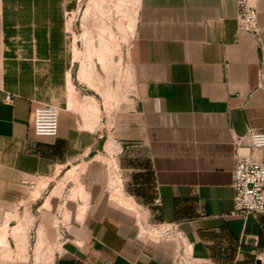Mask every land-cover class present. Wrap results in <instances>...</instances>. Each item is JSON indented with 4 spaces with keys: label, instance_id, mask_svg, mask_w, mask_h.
Segmentation results:
<instances>
[{
    "label": "crops",
    "instance_id": "1",
    "mask_svg": "<svg viewBox=\"0 0 264 264\" xmlns=\"http://www.w3.org/2000/svg\"><path fill=\"white\" fill-rule=\"evenodd\" d=\"M76 2L0 0V264L34 259L20 214L33 196L52 207L35 183L46 190L82 165L92 201L70 211L52 264H171L180 248L194 264H264V213L232 214L234 138L264 131L258 43L239 28L236 0H138L129 50L137 101L115 122L121 177L111 179L133 207L111 203L98 122L74 102L67 17ZM257 6L264 45V0ZM40 104L60 110L55 137L34 131ZM143 216L169 236L143 234Z\"/></svg>",
    "mask_w": 264,
    "mask_h": 264
},
{
    "label": "rangeland",
    "instance_id": "2",
    "mask_svg": "<svg viewBox=\"0 0 264 264\" xmlns=\"http://www.w3.org/2000/svg\"><path fill=\"white\" fill-rule=\"evenodd\" d=\"M137 10L138 0H77L74 12L67 17L70 27L67 50H71L73 58L70 72L74 102L77 106L95 104L99 109V118L95 120L99 126V140L101 145H105V151L97 157V162L100 167L104 166L106 189L116 200L111 203H122L111 185L112 178L121 177L113 159L117 152L115 146L118 145L114 135L115 122L118 125L117 120L122 117L124 123L137 101V88L129 64ZM75 47L78 49L77 54ZM83 67L86 77L82 76ZM85 166L62 169L46 190L41 189L45 181L35 183L37 192L41 190L44 198L51 197L52 207L49 203L41 207L43 199L33 196L25 205L24 213L20 214L30 227L28 244L34 254L30 264H52L62 240L61 230L73 216V211L77 209L80 212V201L86 205L92 201L84 197L86 191L93 189L95 184L84 174ZM141 232L155 238L166 237L170 233L166 227L147 223L144 216ZM62 236L65 237V234Z\"/></svg>",
    "mask_w": 264,
    "mask_h": 264
},
{
    "label": "built area",
    "instance_id": "3",
    "mask_svg": "<svg viewBox=\"0 0 264 264\" xmlns=\"http://www.w3.org/2000/svg\"><path fill=\"white\" fill-rule=\"evenodd\" d=\"M259 0H236L237 23L241 30L251 33L259 49V87L264 88V45L261 42L258 21ZM12 102V95L7 96ZM59 108L52 104H40L33 112V127L38 136L55 137L59 132ZM237 153L233 169V215L258 218L264 213V157L254 158L242 152V148L264 153V131L250 129L244 136L234 138ZM158 202V200H157ZM171 264H194L185 248H180Z\"/></svg>",
    "mask_w": 264,
    "mask_h": 264
},
{
    "label": "bare ground",
    "instance_id": "4",
    "mask_svg": "<svg viewBox=\"0 0 264 264\" xmlns=\"http://www.w3.org/2000/svg\"><path fill=\"white\" fill-rule=\"evenodd\" d=\"M76 40V39H75ZM75 52L76 54L78 53V49L77 47H75ZM82 76L86 77V70L84 69V67L82 68ZM85 108L88 109V112L90 113L91 117L95 120H97L99 118V109L97 107V105L95 104H91V105H88L86 106ZM120 182V181H118ZM121 197V195H119ZM118 197V198H120ZM120 200L125 203V204H128L130 206H135V202L132 200V198L130 196H123L120 198Z\"/></svg>",
    "mask_w": 264,
    "mask_h": 264
}]
</instances>
